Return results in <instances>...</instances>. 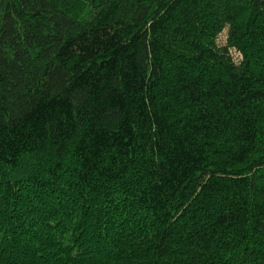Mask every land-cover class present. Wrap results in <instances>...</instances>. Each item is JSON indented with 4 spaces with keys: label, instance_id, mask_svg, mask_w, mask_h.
Masks as SVG:
<instances>
[{
    "label": "trees",
    "instance_id": "obj_1",
    "mask_svg": "<svg viewBox=\"0 0 264 264\" xmlns=\"http://www.w3.org/2000/svg\"><path fill=\"white\" fill-rule=\"evenodd\" d=\"M0 264H264V0H0Z\"/></svg>",
    "mask_w": 264,
    "mask_h": 264
}]
</instances>
